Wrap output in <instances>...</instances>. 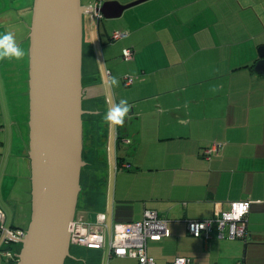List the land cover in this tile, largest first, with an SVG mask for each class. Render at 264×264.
<instances>
[{"label":"crops","instance_id":"0c3cea01","mask_svg":"<svg viewBox=\"0 0 264 264\" xmlns=\"http://www.w3.org/2000/svg\"><path fill=\"white\" fill-rule=\"evenodd\" d=\"M97 1L82 4L90 8ZM104 2L110 4L105 17L89 13L98 29L92 27L85 41L83 102L88 107L85 114L94 115L84 123L83 148L105 168L112 158L109 144L115 127V166L119 157L130 167H115L113 189L109 168L100 175L98 169L93 171L92 180L85 178L80 199L89 209H97L89 215L79 200L77 216L93 223L104 214L111 225L141 220L144 210H155L168 220L170 230L169 237L148 243L155 264H168L177 256L192 257L197 264H264V75L254 70L264 46V0H146L127 8L121 6L138 0ZM9 4L5 0L8 8L0 9V33L11 32L25 55L0 59V73L14 80L29 58L31 7L22 5L23 0ZM130 16L132 21L127 20ZM108 27L113 28L112 35ZM143 30L147 35L138 40L153 44L148 52L136 41L125 43ZM117 31L122 34L117 39L120 54L106 55L111 45H106L104 33L115 41ZM98 44L104 50L102 58ZM162 44L176 52L162 51ZM181 44L187 45L186 51ZM127 48L134 52L127 61L132 65L116 71L119 59L126 62L122 55ZM128 73L133 74L131 85L125 84ZM113 77L118 84H111ZM125 88L135 97L127 99ZM121 99L130 108L125 123L118 126L122 137L118 143L116 124L104 116ZM125 139L131 142L124 143ZM121 143L131 146L124 155L117 152ZM214 143L220 148L205 158L202 150ZM243 200L251 201L244 239L205 240L188 233L186 220L211 218L217 203L228 210L232 202ZM17 224L25 226L28 221ZM75 247L83 250L70 249L66 264H138L133 258L110 257L107 245ZM0 264L13 262L0 256Z\"/></svg>","mask_w":264,"mask_h":264},{"label":"water","instance_id":"95a60500","mask_svg":"<svg viewBox=\"0 0 264 264\" xmlns=\"http://www.w3.org/2000/svg\"><path fill=\"white\" fill-rule=\"evenodd\" d=\"M146 0L121 6L130 7ZM109 2L98 9L105 17ZM88 9V10H87ZM82 0H34L29 38L31 218L17 264H65L83 160ZM255 72L264 75V46Z\"/></svg>","mask_w":264,"mask_h":264},{"label":"built area","instance_id":"2783aa9c","mask_svg":"<svg viewBox=\"0 0 264 264\" xmlns=\"http://www.w3.org/2000/svg\"><path fill=\"white\" fill-rule=\"evenodd\" d=\"M103 0L90 6L91 15L101 18L98 9ZM121 32L114 33L113 38L121 37ZM123 58L130 61L134 58L132 49L123 50ZM126 85H131L133 79L124 78ZM129 142V140H126ZM220 148V144H213L205 148L203 154L209 158ZM250 200L232 202L228 210H224L220 203L216 204L215 215L201 220H186L188 233L205 240L211 237L230 240L244 239L247 235V224L250 211ZM27 231L22 227L7 224V216L0 206V256L7 261H17L22 242ZM70 245L89 249H101L107 245L110 257H128L138 261V264H155L154 258L148 253L149 241H160L170 236L168 220L162 218L152 209L144 210L141 220L128 223H113L109 225L102 214L98 222L90 223L81 217H76L69 224ZM168 264H197L189 256H177Z\"/></svg>","mask_w":264,"mask_h":264},{"label":"rangeland","instance_id":"374dc122","mask_svg":"<svg viewBox=\"0 0 264 264\" xmlns=\"http://www.w3.org/2000/svg\"><path fill=\"white\" fill-rule=\"evenodd\" d=\"M4 1L5 0H0V9L8 8V6H4ZM9 1H10V4H9V7H10L15 0H9ZM86 1L87 0H85V2ZM33 2H34V0H23V3H25V4H22V5H26V6L32 8ZM30 15L31 14H28L27 22H29ZM31 17H32V15H31ZM127 20L132 21L133 16H130L129 18H127ZM83 24H84V36H85L84 44H83V50H85V47H86L85 41H87V39H89V37H91L92 27H93V30L98 29V28H97V20H92L90 18L89 13L84 14ZM100 28H102L101 24H100ZM112 31H113L112 27L107 28V32H109L110 35H112ZM27 33L29 35L28 26H27ZM135 34H138V36L134 37V35H132L131 37H129L125 41V43H132V42L136 41V43L139 44L143 48V51L148 52L149 50H152L153 44L151 42H148L147 40H138L140 38V35H142V36L147 35V30L140 31V32L135 33ZM104 36H105L106 45H111V49H108L105 51L106 55H108L109 52H111V53H115V55L118 56L120 54L119 48H118L119 44H120V40L117 41V39L115 40L113 38L115 41H110L107 33H104ZM121 43H122V41H121ZM180 49L186 51L187 45L181 44ZM161 50L168 52V53H172V54L176 52V49L174 47L167 45V44H162ZM97 51H98L100 58H102L104 55V50L102 49V44L97 45ZM102 63H103V61H102ZM131 65H132L131 62H127V61L125 62L124 60L119 59L117 64H116L115 70L116 71H118V70L123 71V70L127 69L128 67H130ZM28 67H29V58H27V61L25 62V67H21L22 69L19 70V75H18L19 78L16 79L14 77V80H12V77H13L12 75L8 76L6 74L0 73V113L6 118V120H8L9 122H12L13 124L19 126V128L21 129L22 135H23L24 146L27 147V149L29 151V134H28L29 133V126H28V123H29V83H28L29 69H28ZM23 68H25V69H23ZM83 71H85L84 54H83ZM102 71H103V74L105 75V82H106V84L109 85V79H107V75L105 73V67L104 66L102 67ZM2 72H4L3 68H2ZM132 75H133L132 73L126 74V76H132ZM83 83H84V74H83ZM125 89L127 90L125 92L127 99L130 100L133 97H135V94L132 93L129 88H125ZM111 99H112V103H114L113 95H111ZM87 108L88 107L83 102V109L86 110ZM93 115L94 114H87V113L85 114L84 113V115H83V126H84V123L86 122V120L88 119V116L91 117ZM0 120H1V117H0ZM113 125L115 126V124H113ZM119 125L120 124H116V126H117L116 139H117L118 143L120 141H122V137L119 133V128H118ZM114 131H115V127H113L112 140L110 141V144H109L111 147L112 158H110V163L108 165H106L105 168H103V166H102L103 164H101V160L98 161L95 159H91V156L87 157L86 155H84L85 158L83 157V160L85 161V165L82 168L81 180H80L81 191H83L84 188L86 187L85 178H87L88 180H92L93 179V171H96V169H98L99 175L103 174L106 169H108V168L110 169L111 180H113L112 181V189H113L115 187L114 186L115 175L117 174V171H115V167L117 169L122 165L125 167H130L129 163H124V162H120V164H117L115 166V159H114V154H115L114 145L115 144H114V138H113V136H115ZM84 140L85 139L83 137V141ZM126 140H129V139H125L124 143H130L131 142L130 140H129V142H126ZM124 143H121L122 147L117 149L118 150L117 152L122 153L123 155H124L125 150H128L131 148L130 145L124 144ZM83 147H84V144H83ZM105 151H106V149L104 148L103 152H105ZM202 154H203V150H202ZM129 155H131L130 152H129ZM143 156H144V154L141 151L139 154V159H143ZM203 156H204V154H203ZM99 162H100V165L98 166L97 164H99ZM2 165H3V162H2L1 150H0V176H1ZM103 169H104V171H103ZM107 172H108V170H107ZM24 175H25V177H27V180L24 182V184H22L19 187L20 192H18V193L20 196L23 197V202L26 205V207L28 208V212H29L28 224L25 226H22V228L27 231V228H28V225L30 222V218H31V211H30L31 210V194H30L31 193V179H30L31 170H30V167H29V169L25 170ZM7 189H8V187L6 189H3V186H1V177H0V206L6 213L7 224L8 225L16 224L13 226H17V217H16V212L14 209L15 207L12 206L10 204V202H7L8 198H9V195L7 193L8 192ZM80 206L83 207L84 209L85 208L89 209L88 208L89 206L84 205L83 201L81 199H80ZM93 208H90L88 210L89 215H91V213L95 209H97V206L94 208V210H93ZM76 215H78V213ZM17 227H20V226H17ZM69 239H70V235H69ZM237 240H241V239H237ZM15 247H18V248L21 247V249H22L21 245L15 246ZM21 249H20V251H21ZM70 249H71L72 253H75L76 250H78V249L83 250L82 248H78V247H75L73 245L72 246L70 245ZM10 262H13V264H17L18 260L17 261H10ZM65 264H66V262H65Z\"/></svg>","mask_w":264,"mask_h":264},{"label":"flooded vegetation","instance_id":"af4514ba","mask_svg":"<svg viewBox=\"0 0 264 264\" xmlns=\"http://www.w3.org/2000/svg\"><path fill=\"white\" fill-rule=\"evenodd\" d=\"M0 117V150L3 162L0 176L1 186L3 189L8 187L9 201L7 202L15 207L17 221L26 222L29 219L28 208L18 192H20L19 187L27 180L24 172L29 169L28 149L24 146L19 126L6 120L2 114ZM19 226L22 227V225Z\"/></svg>","mask_w":264,"mask_h":264},{"label":"clouds","instance_id":"9594fccd","mask_svg":"<svg viewBox=\"0 0 264 264\" xmlns=\"http://www.w3.org/2000/svg\"><path fill=\"white\" fill-rule=\"evenodd\" d=\"M24 55V49L17 43L16 38L11 32L0 33V59H19ZM111 84H118V79L113 77ZM129 108L130 105L128 101L126 99H121L118 103H115L107 110L104 119L115 124H124Z\"/></svg>","mask_w":264,"mask_h":264},{"label":"trees","instance_id":"16d2710c","mask_svg":"<svg viewBox=\"0 0 264 264\" xmlns=\"http://www.w3.org/2000/svg\"><path fill=\"white\" fill-rule=\"evenodd\" d=\"M31 10V11H30ZM28 14H31L32 15V8L30 9L29 8V12H28ZM31 15H30V17H29V22H27V26H28V32H30V23H31ZM113 39V38H112ZM28 41H29V38H28ZM253 65L250 67L251 69H253ZM83 73H84V71H83ZM84 148H83V157H84ZM85 158V157H84ZM122 159V158H121ZM121 159L118 157V158H116V164H120V162H122L121 161ZM86 160V159H85ZM82 183V182H81ZM82 192V191H81ZM80 197H81V194L79 195V200H80ZM79 202V201H78ZM31 211V210H30ZM18 226V225H17ZM21 227V226H20ZM235 240V239H234ZM69 258V257H68ZM68 258L65 260V262L68 260Z\"/></svg>","mask_w":264,"mask_h":264}]
</instances>
